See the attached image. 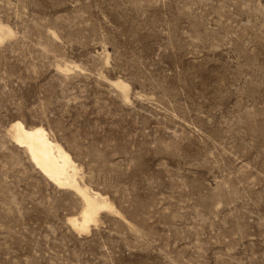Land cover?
<instances>
[{"label": "rangeland", "instance_id": "rangeland-1", "mask_svg": "<svg viewBox=\"0 0 264 264\" xmlns=\"http://www.w3.org/2000/svg\"><path fill=\"white\" fill-rule=\"evenodd\" d=\"M0 18V264H264V0H0ZM15 119L121 214L74 229L80 197Z\"/></svg>", "mask_w": 264, "mask_h": 264}, {"label": "bare ground", "instance_id": "bare-ground-1", "mask_svg": "<svg viewBox=\"0 0 264 264\" xmlns=\"http://www.w3.org/2000/svg\"><path fill=\"white\" fill-rule=\"evenodd\" d=\"M50 32L55 37L58 36L56 31ZM12 35L13 28L0 18V43ZM58 67L66 72L71 70L68 64L59 63ZM108 80L122 91L126 100L130 99L131 84L128 81L119 77ZM8 131L13 142L25 148L35 166L46 178L59 188L74 190L80 197L79 212L68 216L74 229L79 232L89 231L91 224L98 223L102 211L121 214L107 194L85 182L82 167L75 157L44 125H26L21 119H15Z\"/></svg>", "mask_w": 264, "mask_h": 264}]
</instances>
